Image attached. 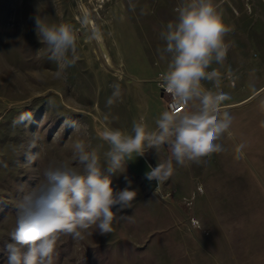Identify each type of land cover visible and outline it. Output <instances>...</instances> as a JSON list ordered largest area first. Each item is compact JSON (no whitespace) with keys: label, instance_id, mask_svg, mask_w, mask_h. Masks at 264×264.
Here are the masks:
<instances>
[{"label":"rangeland","instance_id":"obj_1","mask_svg":"<svg viewBox=\"0 0 264 264\" xmlns=\"http://www.w3.org/2000/svg\"><path fill=\"white\" fill-rule=\"evenodd\" d=\"M216 2L230 44L224 65L211 66L221 72L222 90L230 96L222 110L233 117L217 141L223 151L199 163L173 162L174 173L159 198L147 196L142 179L126 163L124 173L112 176V187L119 191L131 182L138 193L135 208L120 212L122 220L117 213L109 234L93 228L81 241L61 235L56 264H264V0ZM180 3L0 0V264L7 261L18 205L48 168L75 163L77 139L97 148L106 167L105 128L131 132L134 122L143 120L155 129L167 110L155 84L169 59H161L160 33L175 20ZM37 15L49 25L70 24L76 32L78 59L64 78L54 75L57 63L37 35ZM202 83L213 89L211 82ZM113 84L120 85L122 100L109 108ZM197 106L190 102L187 111ZM22 114L31 118L14 123ZM163 148L159 154L148 151L155 166L168 156ZM37 151L36 161L25 166V155ZM128 221L138 229L128 230ZM126 232L133 235L125 237Z\"/></svg>","mask_w":264,"mask_h":264},{"label":"clouds","instance_id":"obj_2","mask_svg":"<svg viewBox=\"0 0 264 264\" xmlns=\"http://www.w3.org/2000/svg\"><path fill=\"white\" fill-rule=\"evenodd\" d=\"M175 12V20L160 33L165 45L161 59H169L166 70L158 76L159 86L173 103L155 121V129L143 120L134 122L131 132L105 128L101 139L109 145L104 153L106 167L101 164L97 148L77 139L72 145L75 163L60 161L48 168L44 179L18 205L15 227L9 234L12 243L6 245V264H56L61 235L81 241L93 235V228L101 235L111 233L117 213L132 208L138 195L131 190V182L115 191L112 176L124 173L128 161L149 150L155 149L159 154L164 147L168 153L156 167L149 164L145 173V179L156 182L157 196L174 173L173 162L177 166L199 163L202 158L223 151L217 141L229 131L233 117L222 110L223 102L230 96L222 90L221 72L211 66L224 65L227 59L230 44L225 37L229 29L215 0H181ZM34 22L41 43L49 48V59L57 63L54 75L64 78L66 68L78 59L73 26L49 25L39 15ZM227 75L231 79L234 73L229 70ZM203 81L211 82L213 89H206ZM112 87L113 93L106 102L109 108L122 100L120 85ZM190 102H198L195 111L184 110ZM30 118V114H22L14 123L23 124ZM35 146L33 141L32 147ZM39 155L38 151L27 153L24 165H32Z\"/></svg>","mask_w":264,"mask_h":264},{"label":"water","instance_id":"obj_3","mask_svg":"<svg viewBox=\"0 0 264 264\" xmlns=\"http://www.w3.org/2000/svg\"><path fill=\"white\" fill-rule=\"evenodd\" d=\"M127 164L135 174L142 178V181L147 189L153 192L156 187V182H149L145 179V173L149 171V162L147 159L144 156H138L134 161H128Z\"/></svg>","mask_w":264,"mask_h":264},{"label":"crops","instance_id":"obj_4","mask_svg":"<svg viewBox=\"0 0 264 264\" xmlns=\"http://www.w3.org/2000/svg\"><path fill=\"white\" fill-rule=\"evenodd\" d=\"M216 4L217 5H219L218 4V2H216ZM221 4V3H220ZM157 92H158V94H159V97L160 98H162V96H161V94H160V92L158 91V89H157ZM163 99V98H162ZM191 103H193V102H191ZM196 102H194L193 104H195ZM187 111V110H186ZM190 111V110H189ZM163 151L165 152V153H167V149H164L163 148ZM167 155H168V153H167ZM144 157L147 159V161L149 162V164L152 166V167H156L155 166V162H153V161H151L150 159L152 158V156H151V158H150V156L148 155V152H146L145 153V155H144ZM127 170H129V169H127ZM131 172V171H130ZM139 178H141V177H139ZM142 179V178H141ZM141 179H140V182H141ZM142 183H143V181H142ZM142 183H140V184H142ZM144 184V183H143ZM141 186H143V185H141ZM145 186V185H144ZM145 192H146V194H147V196H155V197H158L157 195H155L154 194V191L152 192V191H149L148 189H147V187H145ZM159 198V197H158ZM135 206L136 205H134L133 206V204H132V208L131 209H126V211L124 210V211H122V213L125 215L126 213H130L134 208H135ZM114 212H115V210H114ZM119 214V216H120V218H121V220H122V215H121V213L119 212L118 213ZM127 220H129V219H127ZM129 223H128V226H126V228H128V230L129 229H132V231H136V229H138L137 227H139V226H137L136 225V223H131L130 221H128ZM129 224H131V225H129ZM142 231V230H141ZM140 231V232H141ZM142 233V232H141ZM143 235L145 234V233H142ZM141 234V235H142ZM127 235V236H126ZM133 235V232H126V234L124 235L125 237H131ZM147 236L148 237H152L153 236V234L152 235H149L148 233H147ZM137 246H141V245H136V247ZM169 247H171V245L169 246ZM138 248H140V247H138Z\"/></svg>","mask_w":264,"mask_h":264},{"label":"built area","instance_id":"obj_5","mask_svg":"<svg viewBox=\"0 0 264 264\" xmlns=\"http://www.w3.org/2000/svg\"><path fill=\"white\" fill-rule=\"evenodd\" d=\"M155 84H156V87H157L158 91L160 92L162 98L166 101V109H168L169 105H171L173 103L172 97L169 94H167L163 88H161L159 86L158 77L155 80ZM188 107H189V105L184 110L186 111L188 109Z\"/></svg>","mask_w":264,"mask_h":264}]
</instances>
